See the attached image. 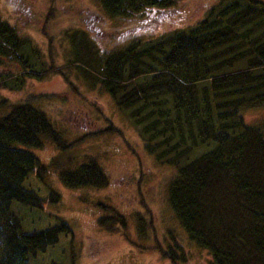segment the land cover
I'll use <instances>...</instances> for the list:
<instances>
[{
	"label": "trees",
	"instance_id": "obj_1",
	"mask_svg": "<svg viewBox=\"0 0 264 264\" xmlns=\"http://www.w3.org/2000/svg\"><path fill=\"white\" fill-rule=\"evenodd\" d=\"M98 1L111 21L123 23L179 0ZM65 32L63 61L56 62L50 44L44 50L0 14V65L5 59L17 64L21 80L57 72L71 84L72 72L105 89L145 149L173 166L167 199L188 237L215 264H264V122L243 115L245 107L264 103V0H217L194 22L109 48L87 29ZM36 101L0 97V264H29V255L69 230L63 219L20 228L10 201L41 203L25 184L29 172L42 177L53 165L69 186L108 182L88 154L75 163L69 154L42 161L29 148L50 139L63 152L90 133L65 139ZM200 145L206 148L191 154ZM49 196L54 200L57 193ZM103 205L99 224H125L123 214Z\"/></svg>",
	"mask_w": 264,
	"mask_h": 264
},
{
	"label": "rangeland",
	"instance_id": "obj_2",
	"mask_svg": "<svg viewBox=\"0 0 264 264\" xmlns=\"http://www.w3.org/2000/svg\"><path fill=\"white\" fill-rule=\"evenodd\" d=\"M216 1L179 0L170 8L144 11L123 23L111 21L98 0H0V14L44 50L50 44L60 62L66 29H87L101 48H109L194 22ZM2 64L0 77H6L0 80V97L37 100L65 139L90 132L63 152L50 139L29 147L39 159L69 154L75 163L88 154L108 177L102 186H69L53 165L42 177L33 171L27 174L25 184L41 196V203L10 201L20 228L38 229L59 219L69 227L43 251L29 255V264H215L211 254L188 237L168 202L173 166L145 149L137 128L105 89L88 85L72 72L71 84L57 72L21 80L17 64L6 59ZM243 115L249 122H264V103L245 107ZM204 148L200 145L191 154ZM51 190L57 193L54 200ZM103 204L123 214L125 224L112 229L99 224L97 218L107 212Z\"/></svg>",
	"mask_w": 264,
	"mask_h": 264
}]
</instances>
